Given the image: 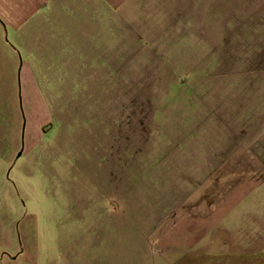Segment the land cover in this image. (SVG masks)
<instances>
[{
  "label": "rangeland",
  "instance_id": "1",
  "mask_svg": "<svg viewBox=\"0 0 264 264\" xmlns=\"http://www.w3.org/2000/svg\"><path fill=\"white\" fill-rule=\"evenodd\" d=\"M260 2L132 0L91 9L55 43L32 35L42 27L0 25V264H61L91 247L94 264H115L104 251L118 230L179 231L167 215L244 177L264 181V162L233 170L229 151L232 133L242 155L240 134L260 130L264 158V127L252 128L264 117V32L242 25ZM12 12L16 25L28 14ZM173 234L165 243L179 245Z\"/></svg>",
  "mask_w": 264,
  "mask_h": 264
},
{
  "label": "crops",
  "instance_id": "2",
  "mask_svg": "<svg viewBox=\"0 0 264 264\" xmlns=\"http://www.w3.org/2000/svg\"><path fill=\"white\" fill-rule=\"evenodd\" d=\"M131 2L132 0H0V11H5L0 14L2 21L0 25L11 26V28L23 25L42 27V30H34L32 35L38 36L43 42L50 39L49 42H61L63 39L60 37L77 36L73 31L76 25L89 23V20L93 18L88 12L91 9L110 11L128 5L132 7ZM261 8L264 9L263 2H260L257 8H252L251 16L255 15L252 20L249 15H245L244 10L242 25L244 27L259 25L260 33H263L264 18L258 12ZM15 9L28 11V14H24L20 19L22 21L17 23L19 25L12 20V11ZM78 11H82L81 16ZM50 26L69 28V32L48 30ZM30 34L31 31L27 36H32ZM57 48V51L62 50ZM6 110L2 104L0 106V148L7 143V131L3 120ZM263 123L264 117L259 119L258 126L254 125L252 128L261 129L264 127ZM253 130L240 134L242 155L234 152L235 136L231 132L234 140L229 151L235 156L233 170L249 168L263 170V155L254 149L256 143L261 140L260 130ZM255 138L259 140L253 141L252 146L250 142L247 145L248 139ZM246 179L248 178L244 177L243 180L233 181L229 184L230 186H226L227 193L224 196H221L222 194L203 196L196 203L193 202L192 206H183L184 211L180 217L176 218V214L167 215L166 219L168 217L170 221L168 225L173 222L183 226L179 231L167 226L165 232H151L150 236L146 232L135 231V228L118 230V236H120L118 244L115 242L105 244L106 259L115 264H172L171 251L178 257L186 254L191 256L203 254L205 251L211 255L227 254L228 261H234L230 262L231 264H264V181H244ZM173 233L178 235L179 245L165 243L167 236L170 234L175 236ZM26 250L23 248L24 252ZM155 253L158 260L155 259ZM80 256L82 257L62 261L61 264H94L92 247ZM34 262L38 264L39 261Z\"/></svg>",
  "mask_w": 264,
  "mask_h": 264
},
{
  "label": "water",
  "instance_id": "3",
  "mask_svg": "<svg viewBox=\"0 0 264 264\" xmlns=\"http://www.w3.org/2000/svg\"><path fill=\"white\" fill-rule=\"evenodd\" d=\"M20 155V154H19Z\"/></svg>",
  "mask_w": 264,
  "mask_h": 264
}]
</instances>
